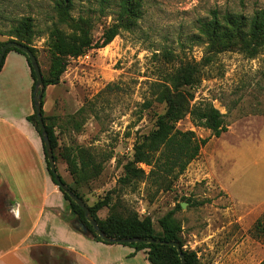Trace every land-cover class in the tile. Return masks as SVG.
I'll use <instances>...</instances> for the list:
<instances>
[{
	"label": "rangeland",
	"instance_id": "374dc122",
	"mask_svg": "<svg viewBox=\"0 0 264 264\" xmlns=\"http://www.w3.org/2000/svg\"><path fill=\"white\" fill-rule=\"evenodd\" d=\"M114 3V1H112ZM94 9L90 36L97 43L113 24L112 6L106 17L99 0H74L71 18L88 19ZM143 19L110 45L68 58L57 86L45 90L46 124L57 139L56 166L64 182L75 189L88 207L108 195L121 212H135L153 221L162 235L160 220L175 211L182 227L185 251L195 252L201 264H261L264 261V45L253 56L240 50L215 53L208 48L200 25L227 14L251 20L264 10V0H143ZM32 18L31 47L42 75L49 78L55 53L52 33L78 35L62 23L55 0H0V45L15 40L13 29ZM255 54V55H254ZM211 61V62H209ZM187 65L197 71L192 104L210 103L223 116L226 134L217 139L195 126L190 117L177 128L193 132L208 143L187 171L167 188L148 182L123 187L124 167L133 159L135 145L155 129L164 108L152 101L151 86ZM85 149L101 174L86 183L73 178L64 155ZM147 173L149 169L142 166ZM186 204V208L177 207ZM66 216L71 215L70 208ZM107 208L98 213L104 221Z\"/></svg>",
	"mask_w": 264,
	"mask_h": 264
},
{
	"label": "trees",
	"instance_id": "16d2710c",
	"mask_svg": "<svg viewBox=\"0 0 264 264\" xmlns=\"http://www.w3.org/2000/svg\"><path fill=\"white\" fill-rule=\"evenodd\" d=\"M114 1V3H112ZM143 0H99V12L106 17V11L112 6L115 7L114 21L111 26L104 30L101 39L95 43L90 33L93 29L91 21L94 9L89 8L88 19L80 17L77 21L71 18L74 8V0H55V11L62 23L69 25V28L76 31L78 35L67 36L64 32L56 29L52 35L51 49L55 53L52 72L49 78L43 76L44 94L42 106L46 96L45 90L50 86H57L62 75L68 66V58H79L89 50H100L110 45L123 32L133 31L138 26V22L143 19L144 11L142 9ZM213 19L209 22H203L200 25V33L207 40L208 48L215 53L240 50L253 56L254 49L258 45H264V10L257 13L251 20L241 16L227 14L219 21L216 13H213ZM33 19L23 18L18 25L14 27L12 37L18 42L28 47L35 55L34 50L29 47L30 41L34 36ZM6 43L0 45L1 49ZM15 52L26 58L31 69L33 85V97L36 87V76L31 68L27 56L19 50ZM255 55V54H254ZM36 57V56H35ZM6 58L0 67V72L4 67ZM211 62V61H209ZM197 77V71L192 65L182 68L177 75H167L162 80L151 86L152 101L145 105L146 109H151L155 105L164 108V112L157 116L154 131L147 137L141 139L134 148L133 159L124 167V177L120 180L123 187H129L135 184L148 182L158 188V190L169 188L180 176H182L192 162L197 160L203 147L208 143L207 140H200L193 132H183L177 128V125L186 117H190L195 126L211 131L212 136L219 139L228 132L225 126L224 116L210 103L192 104L195 96L190 93L188 88H192ZM43 120L49 135V140L54 153L55 161L57 150V139L53 128L46 124L44 111L42 110ZM38 134L42 138L37 117L33 114L27 118ZM45 151V148H44ZM46 155V151H45ZM70 175L81 183L97 178L102 167L95 163L93 157L85 149L69 150L64 155ZM47 169L55 185L54 176L50 170V165L46 157ZM142 166L149 169L147 173ZM58 171V169H57ZM64 182V180H63ZM64 184H66L64 182ZM67 185V184H66ZM68 186V185H67ZM69 189L80 199V194L68 186ZM68 203L71 211V219H66L71 227L80 233L76 226L82 224L86 227L87 233L81 234L84 237L106 245H118L104 242L96 233L93 226L88 223L85 213L78 207L68 195L60 191ZM4 192L0 190V205L4 208L10 207V203L3 198ZM83 200V199H82ZM84 201V200H83ZM85 203V202H84ZM86 204V203H85ZM87 206V204H86ZM119 202L114 201L111 195L104 200L99 201L94 207H88L92 217L98 223L100 230L108 237L114 240L124 239H143L161 242H177L180 244L186 264H201L195 252L185 251L180 239L182 227L175 219V211L168 213L160 220L162 235H156L151 218L141 219L135 212H121ZM107 208L109 214L102 221L98 213ZM177 209H181L179 205ZM65 218V217H64ZM136 253L145 251L148 261L151 264H182L176 249L167 245L159 244H126ZM32 259L37 264H69L56 249L40 247L32 250ZM264 264V261L261 263Z\"/></svg>",
	"mask_w": 264,
	"mask_h": 264
},
{
	"label": "crops",
	"instance_id": "0c3cea01",
	"mask_svg": "<svg viewBox=\"0 0 264 264\" xmlns=\"http://www.w3.org/2000/svg\"><path fill=\"white\" fill-rule=\"evenodd\" d=\"M31 69L10 52L0 72V264H37L31 252L56 249L69 264H151L145 251L106 245L76 232L68 203L53 183L44 143L27 121L34 114ZM65 217V218H64Z\"/></svg>",
	"mask_w": 264,
	"mask_h": 264
},
{
	"label": "water",
	"instance_id": "95a60500",
	"mask_svg": "<svg viewBox=\"0 0 264 264\" xmlns=\"http://www.w3.org/2000/svg\"><path fill=\"white\" fill-rule=\"evenodd\" d=\"M13 49L19 50L27 56V58L30 61L31 68L33 69L35 76H36V87L34 90V97H33L34 114L37 117V121H38L39 127L41 129L42 140H43L44 148L46 151V157H47L48 163L50 165V170L54 176L55 182L57 184L56 186L59 188V190L62 191L63 193H65L66 195H68L70 197V199L78 207H80L83 210L88 223H90L93 226L97 235L104 242L111 243V244H118V245L142 244V243L167 245V246H170V247H173L174 249H176L178 254H179V257H180L182 264H186V260H185L183 250H182L180 244L177 242H168L167 243V242H161V241L143 240V239H138V238L114 240V239L108 238L100 230L98 223L92 217L91 212H90L89 208L86 206V204L84 203V201L82 199H80L76 194H74L66 184H64L62 177L59 175V173L57 171L54 153L52 150V146H51V143L49 140V135H48V132H47L44 120H43V116H42V110H43L42 99H43L45 86H44L42 71H41V68H40V65H39L37 58L35 57L33 52L28 47H25L24 45L19 44L18 42H8L4 45V47L1 49V52H0V67H1L2 63L4 62V59L6 58L7 53ZM181 207L183 209L186 208V204H182ZM76 228L81 234L87 233L86 227L82 224H78L76 226Z\"/></svg>",
	"mask_w": 264,
	"mask_h": 264
}]
</instances>
